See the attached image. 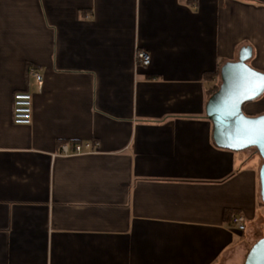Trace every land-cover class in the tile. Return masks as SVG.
Listing matches in <instances>:
<instances>
[{
  "label": "crops",
  "instance_id": "obj_1",
  "mask_svg": "<svg viewBox=\"0 0 264 264\" xmlns=\"http://www.w3.org/2000/svg\"><path fill=\"white\" fill-rule=\"evenodd\" d=\"M244 47L264 73V0H0V264H244L262 159L217 147L206 116Z\"/></svg>",
  "mask_w": 264,
  "mask_h": 264
},
{
  "label": "water",
  "instance_id": "obj_2",
  "mask_svg": "<svg viewBox=\"0 0 264 264\" xmlns=\"http://www.w3.org/2000/svg\"><path fill=\"white\" fill-rule=\"evenodd\" d=\"M252 49H241L237 61L224 64L220 70V86L208 100L206 116L213 124V140L217 147L232 152L256 149L262 159L259 171L260 197L264 204V114L248 116L244 107L264 95L260 87L264 73L250 66ZM264 259V237L250 249L244 264H260Z\"/></svg>",
  "mask_w": 264,
  "mask_h": 264
},
{
  "label": "built area",
  "instance_id": "obj_3",
  "mask_svg": "<svg viewBox=\"0 0 264 264\" xmlns=\"http://www.w3.org/2000/svg\"><path fill=\"white\" fill-rule=\"evenodd\" d=\"M137 63L140 66L148 67L151 64V56L145 51H138L136 55ZM28 76L34 80L33 86L42 91L44 85L43 76L34 68H30ZM34 117V95L29 91L18 92L13 98V122L16 125H31ZM96 152V145L92 143L64 144L61 146L59 155L78 156ZM231 227L239 232L246 231V217L241 213H234L231 217Z\"/></svg>",
  "mask_w": 264,
  "mask_h": 264
},
{
  "label": "rangeland",
  "instance_id": "obj_4",
  "mask_svg": "<svg viewBox=\"0 0 264 264\" xmlns=\"http://www.w3.org/2000/svg\"><path fill=\"white\" fill-rule=\"evenodd\" d=\"M248 104H251V106H258V107H260V106H263L264 105V99H263V97H261V98H259L258 100H256V101H254V102H251V103H248ZM245 113H246V111H245ZM248 116H251V117H255V116H259V115H257V114H248V113H246ZM260 115H262V114H260ZM246 151H249L250 153H255L254 151V149H249V150H246ZM256 154V153H255ZM264 213V212H263ZM262 228H263V230H264V225L262 226Z\"/></svg>",
  "mask_w": 264,
  "mask_h": 264
},
{
  "label": "trees",
  "instance_id": "obj_5",
  "mask_svg": "<svg viewBox=\"0 0 264 264\" xmlns=\"http://www.w3.org/2000/svg\"><path fill=\"white\" fill-rule=\"evenodd\" d=\"M219 74V77H220V72L218 73ZM215 76V75H214ZM211 78H213V76H211ZM220 83H221V80H220ZM219 86H220V84H218V85H216L213 89H212V92H211V96L214 94V93H216L217 91H218V89H219ZM255 151V153L256 154H258L257 153V150L256 149H254ZM262 203V202H261ZM263 204V203H262ZM233 213H232V211H228L227 213H226V215L230 218V217H232L231 215H232Z\"/></svg>",
  "mask_w": 264,
  "mask_h": 264
},
{
  "label": "snow or ice",
  "instance_id": "obj_6",
  "mask_svg": "<svg viewBox=\"0 0 264 264\" xmlns=\"http://www.w3.org/2000/svg\"><path fill=\"white\" fill-rule=\"evenodd\" d=\"M260 87H261L262 89H264V80H261V82H260ZM260 123H261V125H262V127H261V129H260V133H261V135H264V120H262ZM260 264H264V259H262V260L260 261Z\"/></svg>",
  "mask_w": 264,
  "mask_h": 264
}]
</instances>
